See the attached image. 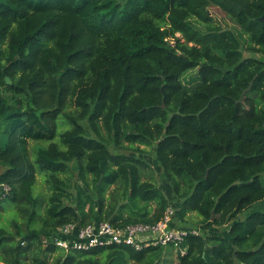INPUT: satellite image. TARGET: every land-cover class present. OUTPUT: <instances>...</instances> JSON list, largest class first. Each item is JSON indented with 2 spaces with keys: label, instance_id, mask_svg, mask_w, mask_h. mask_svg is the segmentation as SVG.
Instances as JSON below:
<instances>
[{
  "label": "trees",
  "instance_id": "trees-1",
  "mask_svg": "<svg viewBox=\"0 0 264 264\" xmlns=\"http://www.w3.org/2000/svg\"><path fill=\"white\" fill-rule=\"evenodd\" d=\"M262 57L264 0H0V264H162L168 247L54 241L168 208L225 232L188 234L177 264H264ZM145 148L173 204L142 180Z\"/></svg>",
  "mask_w": 264,
  "mask_h": 264
},
{
  "label": "built area",
  "instance_id": "built-area-1",
  "mask_svg": "<svg viewBox=\"0 0 264 264\" xmlns=\"http://www.w3.org/2000/svg\"><path fill=\"white\" fill-rule=\"evenodd\" d=\"M8 191V187H3ZM174 210L168 208L162 220L156 224H130L124 226L100 222L79 227L77 224H66L57 229L56 247L63 250L87 252L94 248L109 246H127L135 251L146 247H168L174 253L183 255L180 248L188 234L198 235L197 230L175 227Z\"/></svg>",
  "mask_w": 264,
  "mask_h": 264
},
{
  "label": "rangeland",
  "instance_id": "rangeland-1",
  "mask_svg": "<svg viewBox=\"0 0 264 264\" xmlns=\"http://www.w3.org/2000/svg\"><path fill=\"white\" fill-rule=\"evenodd\" d=\"M209 12L211 13V15H213V17L216 20L221 22L223 26H225V27H227V28H229L235 32L238 31V29H239L238 26L233 24L231 22V20L228 17H226L225 14L223 12H221L219 9H217L215 7H211V8H209ZM258 56H260V55H258ZM262 59L264 60V57H262ZM193 75H194V71L187 73L184 76V82L189 81ZM255 98H256V94L248 93L246 95L245 101H242V103L240 104L241 105L240 110L242 112H249L250 113L252 110V107L254 105V99ZM33 145H34V142L30 141V146L32 147ZM41 145H47V144H41ZM141 149H143V147H141ZM145 149H146L145 154L139 155V156L142 157L143 159H145V161L149 164V167L146 168L145 170H143L144 176H143L142 180L153 182L156 186H158L165 193L167 198L170 200L171 204H173L174 198L171 196V192H170L168 184L161 177L160 169L157 166L156 160L153 159V151H151L149 148H145ZM43 180H44L43 175H37V183L33 189L34 195L40 196L41 203L43 204L41 206V211H43V207H44V205L47 201L48 195H49V192L47 191V187H46ZM7 207H9V205ZM174 213H175V211H174ZM9 217H10L9 214H3L2 215V219L4 221L6 219H8ZM174 218L176 219L175 214H174ZM177 220H178V218L175 221V227H180L182 225V227H186V228L191 229V230H197L199 232V234L200 233H202V234L212 233V234L225 235V232H222L220 227L214 226L212 224V222L201 225L199 223L201 218L196 213L186 214L185 219L183 221L179 220V222H178ZM202 228L204 230H202ZM162 264H177V252L176 253L173 252L172 258L165 257L162 260Z\"/></svg>",
  "mask_w": 264,
  "mask_h": 264
},
{
  "label": "water",
  "instance_id": "water-1",
  "mask_svg": "<svg viewBox=\"0 0 264 264\" xmlns=\"http://www.w3.org/2000/svg\"><path fill=\"white\" fill-rule=\"evenodd\" d=\"M6 82H7V83L9 82L8 79H6ZM251 84H252V83H250L249 87H248L245 91H243V93H242V97L245 95L246 92H248V91L250 90V88H251ZM242 97H241V98H242ZM240 101H241V100H239L238 102H240Z\"/></svg>",
  "mask_w": 264,
  "mask_h": 264
}]
</instances>
